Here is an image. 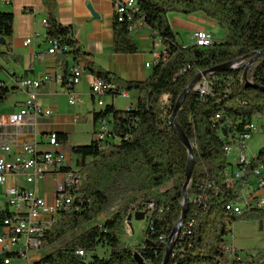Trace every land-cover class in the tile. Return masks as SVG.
Returning a JSON list of instances; mask_svg holds the SVG:
<instances>
[{
    "label": "trees",
    "instance_id": "1",
    "mask_svg": "<svg viewBox=\"0 0 264 264\" xmlns=\"http://www.w3.org/2000/svg\"><path fill=\"white\" fill-rule=\"evenodd\" d=\"M42 2L48 42L59 41L58 55L75 62L70 71L65 68L64 87H75L74 68L81 66L109 86L105 97L116 99L131 92L137 97L123 111L114 104L94 111L95 124L107 121V134L97 139L95 128L88 145L72 148L76 167L85 178L75 200L78 210L60 214L52 224L42 247L53 250L41 260L45 264H140L139 254L144 264H163L169 237L184 209L188 165L187 148L170 127L175 105L198 74L264 50V0H134L137 11H129L123 19L114 14L113 49L116 55L139 52L132 31L138 23L150 30L152 40H160L161 58L144 81H127L105 70L78 42L73 28L60 23L57 1ZM171 13H203L224 30L225 38L207 48L185 46L171 24ZM13 33V13L0 11L4 62L12 54ZM246 63L202 79L198 84L206 81L208 88L194 87L177 116L194 146L195 158L188 189L190 209L168 264H264V257L240 259L236 250L228 258L223 249L234 223L264 221V207L242 210L240 215L227 209L257 170L264 177V148L243 164L227 160L226 148L241 140L255 118H264V56L245 79ZM14 85L12 90L0 80V104L18 88ZM56 135L59 142H67L68 134ZM236 170L245 172L244 177L229 187L228 175ZM136 209L146 212L148 226L142 243L130 247L123 239ZM111 210V216L99 223L98 218ZM9 214L0 212L1 229ZM79 251L88 256H80Z\"/></svg>",
    "mask_w": 264,
    "mask_h": 264
},
{
    "label": "built area",
    "instance_id": "2",
    "mask_svg": "<svg viewBox=\"0 0 264 264\" xmlns=\"http://www.w3.org/2000/svg\"><path fill=\"white\" fill-rule=\"evenodd\" d=\"M114 7V14L120 19L124 18L129 11H137V4L134 0H111ZM44 27H47L46 19L43 20ZM141 24L132 27L134 32ZM194 45L206 48L207 45H214L215 37L207 31H197L193 34ZM28 39L25 45H29ZM48 54L58 55L61 52L59 41H50ZM161 58L160 52L154 54L153 61L146 64L147 68H152L155 61ZM240 62L234 68L242 66ZM81 66L74 68L72 79L74 86L78 85L83 77ZM210 75V74H209ZM208 76V75H207ZM206 76V77H207ZM206 77L202 78L205 79ZM59 80L62 77L45 75L37 80L21 78L14 81L26 95L27 99L20 110L9 117L8 124L12 127L10 138L0 143V212L9 211L10 214L4 218L3 232L0 234V264H15L18 260L20 264H45L41 260L40 254H35L34 249L42 248L45 235L52 229L54 219L60 216V212L77 211L75 200L84 183V174L76 167V158L73 152L64 150V143L58 141L55 133L48 134L42 138L35 135L33 138L16 144L17 139L23 129L36 127L40 117L50 118L53 114L51 110H45L38 104L39 92L42 83ZM109 88L106 83L95 78L91 85V94L98 99V106L104 107L105 89ZM196 88L204 91L208 88L207 82L197 84ZM69 104L75 105L80 102L77 94L70 92ZM127 97V94H123ZM96 138L102 140L108 131L106 120H100L95 124ZM259 132V128L253 122L247 133L234 146L226 148L229 155L235 151L234 165L243 164L250 158L244 154L246 142ZM261 170H257V175L252 176L244 184L237 199L230 203L228 210L239 215V210L262 208L264 203V177L259 176ZM245 172L236 170L228 175L229 187L237 184L244 177ZM48 179L53 181L50 189ZM253 179L255 181H253ZM46 181L45 195L42 197L40 183ZM258 186V187H257ZM152 205L145 211L152 209ZM144 211V212H145ZM141 212L136 209L132 215ZM145 212V214H146ZM181 234V233H180ZM180 236V235H179ZM169 245V244H168ZM226 256L232 258L235 249L224 246ZM82 256H88L83 251Z\"/></svg>",
    "mask_w": 264,
    "mask_h": 264
},
{
    "label": "crops",
    "instance_id": "3",
    "mask_svg": "<svg viewBox=\"0 0 264 264\" xmlns=\"http://www.w3.org/2000/svg\"><path fill=\"white\" fill-rule=\"evenodd\" d=\"M56 1L60 23L73 28L78 42L93 55L95 61L105 70L127 81H144L150 76L152 68H147L146 64L153 61L154 54L160 52L156 48L161 45L159 39L152 40L150 30L138 27L133 32L139 46L137 54L116 55L113 49L114 7L111 0ZM0 11L11 12L14 15L12 54L7 62L0 59V64L3 66L0 80L6 82L10 89L13 90V86H15L13 76L30 80H37L45 75L62 77L65 68L66 71L73 68L75 62L71 58L65 60L60 55L48 54L50 43L46 38V27L43 25L46 12L42 0H1ZM171 14H174L171 17L173 19L172 26L177 33L189 31L190 36H193L197 31H207L206 26L208 25L217 26L215 21L203 13ZM28 39L31 40V43L26 46L25 42ZM147 40L151 42L149 46L145 44ZM142 42L145 45L143 47ZM94 79L95 77L90 72L84 70L81 82L71 90L64 87L59 80L42 83L38 104L43 109L46 108V104H52L45 110H51L53 114L50 118L40 117L36 127L23 129L13 142L23 143L35 135L40 140L48 134L66 133L68 140L64 143V150L71 153L73 147L80 145L75 143L81 141L82 138L88 137L90 143L95 130L94 111H100L103 108L98 106V99L91 94V85ZM83 82L87 86L89 95L85 91ZM70 92L77 94L80 98L81 101L78 104H82L86 97L91 99V104L87 109L91 114L90 122L81 121V111L75 110L78 107L77 103L69 104V112L61 109V100H69ZM126 94L127 97L123 96L124 98H129L131 95V93ZM107 98H109L108 101ZM107 98H104L105 105L114 104L116 106V99L109 96ZM26 99L27 95L17 88L5 103L0 104V143L10 138V133L13 130L8 124L9 117L20 110ZM49 185L50 189L54 185L51 179H48Z\"/></svg>",
    "mask_w": 264,
    "mask_h": 264
},
{
    "label": "rangeland",
    "instance_id": "4",
    "mask_svg": "<svg viewBox=\"0 0 264 264\" xmlns=\"http://www.w3.org/2000/svg\"><path fill=\"white\" fill-rule=\"evenodd\" d=\"M172 15L174 14H169V18L172 24L173 19L171 18ZM177 15V14H175ZM207 32L211 33L214 35L215 40H222L225 38V32L223 29H221L218 25L216 26H206ZM179 34V39L180 41L185 45H194V42L192 40V36H190L189 31H182ZM136 38V37H135ZM139 40V38H138ZM138 44V43H137ZM146 46H149L151 42L148 40L145 42ZM142 47H143V42H142ZM145 46V45H144ZM139 47V46H138ZM163 49L162 45L158 46L156 48L157 51H161ZM82 80V79H81ZM81 82V81H80ZM85 91H87V86L84 84ZM136 92H131V95L129 98H124L123 96H118L116 98V106L118 110L123 111L127 105H130L131 103L134 104L136 101ZM108 96H106L107 98ZM109 98H107V101ZM83 104V105H82ZM77 103V108L75 110L81 111L80 113V119L81 121H91V114L87 111L88 107L91 104V99L86 97L85 101L83 103ZM52 104H46V108H50ZM96 106H97V100H96ZM45 108V109H46ZM61 109L63 111L69 112L70 106H69V100L68 99H62L61 100ZM255 123L259 128V132L255 133L251 139H249L246 142V147L244 149V154L247 158L252 157L254 154H258L262 148H264V118L263 119H258L255 118ZM75 144H80V145H88L89 144V139L88 137L82 138L81 141L76 142ZM79 145V146H80ZM236 152L233 151L231 152L227 160L230 163H233L235 159ZM253 181H255L253 179ZM47 183L46 181H42L40 183V190H41V195L44 197L45 195V190H46ZM50 188V185L47 186ZM168 185H165L164 187H161L158 189L159 192L164 191ZM3 202L0 199V204ZM112 211H109L107 213H104L98 218V222H103L105 221L108 217L111 216ZM136 215V214H135ZM135 215H133V218L129 222L126 230H125V235L123 242L125 245L128 246H138L142 243L143 237H144V232L145 229L148 226V221L146 218H144L143 221H136L135 220ZM146 217V216H145ZM232 232L225 237L226 240V245L228 247H231L235 249L238 252V256L240 259H258L264 257V221L262 223L249 220V221H238L231 226ZM3 229L0 228V234L2 233ZM53 249H48V248H40V249H34L35 254H40L41 257H46L48 256ZM15 264H20V261L18 260L15 262Z\"/></svg>",
    "mask_w": 264,
    "mask_h": 264
},
{
    "label": "water",
    "instance_id": "5",
    "mask_svg": "<svg viewBox=\"0 0 264 264\" xmlns=\"http://www.w3.org/2000/svg\"><path fill=\"white\" fill-rule=\"evenodd\" d=\"M264 56V50L255 53V54H250L242 59L233 61L228 64H224L215 68H212L208 71L203 72L202 74H198V76L194 79V81L191 83V85L184 91V93L181 95L179 100L177 101L173 115L170 119V127L173 130V132L178 136V138L181 140V142L185 145L188 151V165H187V170H186V182L183 186V196H184V209L182 212L181 219L179 223L174 227L170 237H169V245L166 250V256L163 261V264H168L170 261V258L173 253V248H174V240L176 237H178L182 231L184 222L186 220L187 214L190 209V198L188 196V189L191 183L192 175H193V170H194V146L185 134L184 130L180 127L177 121V116L182 109V106L189 95V93L192 91L194 87L202 80V78L206 77L212 72H221V71H230V70H235L233 66L240 62H247L244 65L245 68V79L247 77V72L250 69L251 66H253L256 62H258L262 57ZM257 88V87H256ZM133 218V216H132ZM145 218V213L144 212H139L136 213L135 215V220L136 221H143ZM136 259L140 264H144L142 258L140 257L139 254H136Z\"/></svg>",
    "mask_w": 264,
    "mask_h": 264
},
{
    "label": "bare ground",
    "instance_id": "6",
    "mask_svg": "<svg viewBox=\"0 0 264 264\" xmlns=\"http://www.w3.org/2000/svg\"><path fill=\"white\" fill-rule=\"evenodd\" d=\"M211 46H212V45H207L206 48H207V47H211ZM262 207H264V203H262ZM241 212H242V210H239V215L241 214ZM62 213H70V212H60V214H62ZM57 220H58V217H57V219H54V223H55ZM79 255L82 256L81 252L79 253Z\"/></svg>",
    "mask_w": 264,
    "mask_h": 264
}]
</instances>
